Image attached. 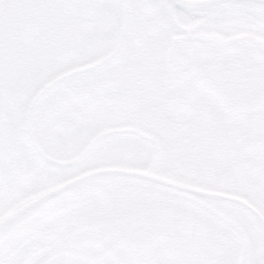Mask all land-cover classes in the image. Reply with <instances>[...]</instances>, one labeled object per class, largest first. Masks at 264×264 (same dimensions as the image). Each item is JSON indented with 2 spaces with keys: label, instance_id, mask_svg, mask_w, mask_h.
Wrapping results in <instances>:
<instances>
[{
  "label": "flooded vegetation",
  "instance_id": "af4514ba",
  "mask_svg": "<svg viewBox=\"0 0 264 264\" xmlns=\"http://www.w3.org/2000/svg\"><path fill=\"white\" fill-rule=\"evenodd\" d=\"M53 1L57 2L53 19L59 28L66 31V22L73 19L74 29L70 31L76 36L73 43L76 51L86 54V58H100L89 76V81L96 84L97 101L92 100L98 118L137 120L141 127L155 133V148L151 152L141 145L134 149L133 155L109 154L79 172L73 170L42 181L40 188L33 184V193L22 200V191L28 187L26 181L34 167L19 160L15 164L18 171H12L1 161L0 211L11 207L6 216L67 181L104 168L147 171L200 188L204 193L185 192L129 175H96L76 183L5 228L0 245L4 249L11 243V247L3 254L0 252V258L8 259L17 251L22 253L25 262L44 247H48V254L42 261L63 250L95 258L66 243L77 240L80 245L84 238L107 235V264H141L143 258L144 264H185L169 259L162 244L165 248L177 245L183 258L186 254L202 255L205 258L199 264L223 263L219 257H211L205 245L201 251L187 245L191 236L177 238L174 231L150 235L147 228H159L162 213H153V220H148L141 210L142 203L130 217L80 226L84 215H78L80 203L73 204L75 200L80 202V196L87 194L112 196L127 188L140 196L151 197L165 189L185 197L192 207H199L217 225L220 234L201 222L214 232L213 244L217 249L226 254L225 247H220L215 239L230 247L231 244L242 247L237 264L247 261L250 250L264 251V222L254 212L264 217V101L260 98L257 101L255 92L251 94L240 86L227 87L222 92L217 83L218 74H233L238 80L254 72L264 80V5L233 1L203 10H186L171 0ZM35 2L38 0H18L16 36L22 48L28 47L29 42L34 44L44 31L51 30V24L42 19L46 8L40 1ZM156 2L159 5L155 6ZM168 15L170 21L166 23ZM65 39H62L64 45L69 43ZM1 46L0 43V50ZM1 69L10 79L4 80L7 103H0V113L24 114L27 90L17 91L16 74L11 77L4 66ZM17 70L21 72V68ZM141 88L143 98L156 96L158 102L153 106L140 103ZM62 93H57L49 106L59 107ZM181 93L186 99L184 105L192 103L185 122L171 118V105ZM2 169L6 178L2 176ZM40 172L43 169L37 170ZM70 199L72 208L66 206ZM92 203L87 205L89 209ZM55 217L60 225L54 222ZM116 222L125 226L140 224L143 228L137 235H116L113 230L110 233L91 231ZM33 242L35 245L29 246L30 251L26 252V246ZM252 262L264 264V258L254 257Z\"/></svg>",
  "mask_w": 264,
  "mask_h": 264
},
{
  "label": "rangeland",
  "instance_id": "374dc122",
  "mask_svg": "<svg viewBox=\"0 0 264 264\" xmlns=\"http://www.w3.org/2000/svg\"><path fill=\"white\" fill-rule=\"evenodd\" d=\"M39 1L47 10L42 19L51 24V30L44 31L34 44L29 42L28 47L22 48L19 37L16 36L17 19H19L18 0H0V16H2L0 18V38L2 40L0 42L2 44L0 96L3 97L0 103H7L4 98V80L10 79L6 72L2 71L3 66L9 71L11 77L16 74L17 91L25 88L28 96L24 114L0 113V162H4L12 171H18L15 164L19 160L26 161L34 167L30 169L32 173L26 181L28 187L22 191L23 196L20 200L33 193L31 188L33 184H37L40 188L39 184L43 183L42 181L52 179L53 176L60 177L61 173L65 174L73 170L79 172L91 165L94 160L104 159L109 154H119L120 157L125 154L133 155L134 149L141 145L153 152L156 139L155 133L148 128L141 127L137 120L98 118L94 102L97 101L96 84L89 81V76L94 73L92 66H95L100 58H86V54L82 55L76 51L73 46L76 36L70 31L74 29L73 19L66 22V31L59 28L53 19V16L57 14L53 13L57 11V2ZM143 2L146 3L147 0ZM154 5H159V2ZM166 13L169 14L168 11ZM169 21L170 15L167 16L166 23ZM64 37L69 42L65 45L62 40ZM9 51L12 52L11 55ZM18 68H21V72L17 70ZM60 92L63 93L60 95L59 107L49 106ZM107 149L108 152H106ZM39 169H43L44 172L37 173ZM159 193L151 197L140 196L135 194L134 190L127 188L112 196L82 195L80 202L78 199L73 204L80 203L79 211L77 209L76 211L78 215H84L81 219V227L113 221L117 217H130L135 207L142 205L141 210L145 211L144 215L148 220H153L151 215L157 212L172 216L180 215L206 223L220 234L217 225L203 213V210L199 207H192L185 197L165 189H160ZM107 199H110L109 202ZM71 201L70 199L66 206L70 205L72 208ZM91 202L93 203L89 209L87 205ZM10 208L3 207L0 216L3 217ZM54 222L60 225L56 217ZM108 242L107 235H96L82 239L80 245L77 240L67 242L66 245L80 252L92 254L100 263L107 264L105 248ZM215 242L220 247H225L228 257L226 264L238 263L241 246L231 244L230 247L225 243H219L217 239ZM34 245V242L29 243L24 250L28 252L30 249L27 248L29 246L32 248ZM162 245L163 249H166L167 257L175 261L199 264L205 258L200 254L194 256L186 254L183 258L181 256L183 253L177 245L170 244L166 248L164 244ZM10 247L11 243H8L1 254ZM254 251L257 255H254ZM254 251H248V259L244 264H253L252 258L254 257L264 258V251L258 248ZM8 259H23V255L15 251ZM140 263H145L144 258Z\"/></svg>",
  "mask_w": 264,
  "mask_h": 264
},
{
  "label": "water",
  "instance_id": "95a60500",
  "mask_svg": "<svg viewBox=\"0 0 264 264\" xmlns=\"http://www.w3.org/2000/svg\"><path fill=\"white\" fill-rule=\"evenodd\" d=\"M174 5L189 9V10H198V9H205L212 6H216L222 3L226 2H233V1H251V2H257L264 5V0H171ZM218 86H220L221 91L223 92L224 89L227 87H234V86H240L242 89H244L246 92H249L251 94H256L257 101H261L260 99H263L264 101V80L261 78V75L258 73H250L249 75H246L244 77L238 78L236 80L233 76V74H222L221 76L218 74ZM143 91V88H141L139 92V102L143 104L144 106H153L158 102V99L156 96H152L151 98H143V94L141 93ZM185 96L184 93H181V95L173 101L171 105V118L174 121L177 122H185L189 119V114L191 113L192 109V103L190 105L186 104L185 102ZM255 102V101H254ZM251 108V107H248ZM100 174H123V175H129V176H136L145 178L151 181L159 182L161 184H165L180 190H183L185 192H192L195 194L202 195L204 191L200 188L188 186L186 184L180 183L178 181H174L168 178H165L163 176H159L157 174H153L151 172L147 171H141V170H135V169H126V168H104L97 171H91L87 174H84L82 176H79L75 179H72L70 181H67L66 183L62 184L61 186L52 189L34 199L31 201L23 204L19 208L13 210L8 215H6L4 218L0 220V229L7 228L10 224H12L15 220L22 217L24 214L30 212L37 206L49 201L53 197L57 196L58 194L64 192L68 188L72 187L78 182H82L85 179L91 178L96 175ZM222 197H228L232 199H237L236 197H230L226 195H220ZM201 203V201H200ZM256 215L264 222V217L256 210H254ZM15 229L12 230L14 232ZM48 254V247L43 248L35 253H33L25 262L24 264H34L35 261L42 260L43 257H45ZM5 258V257H4ZM72 262H75V264H98L93 258L90 256H86L83 254H77L72 251H61L58 252L48 258H46L43 261V264H72Z\"/></svg>",
  "mask_w": 264,
  "mask_h": 264
},
{
  "label": "trees",
  "instance_id": "16d2710c",
  "mask_svg": "<svg viewBox=\"0 0 264 264\" xmlns=\"http://www.w3.org/2000/svg\"><path fill=\"white\" fill-rule=\"evenodd\" d=\"M4 175V176H3ZM6 172L2 169V176L6 178ZM134 220L139 221L138 218ZM161 226L159 228L154 229L152 227H148L147 231L150 235H155L164 232L165 234L168 231H174L177 238L180 237H189L187 245H191L192 248L198 249L201 251L202 246H206L208 253L211 257H219L222 260V264L227 261V255L224 254L220 249H217L213 244L214 232L206 227L203 223L190 220L187 217H182L180 215H166L162 213L161 215ZM142 226L140 224H131V226H125L121 222H116L114 225L107 226H98L92 229V232L97 233H107L113 230L116 235H137L141 230ZM146 229V228H145ZM127 231L128 233H124ZM148 234V233H147Z\"/></svg>",
  "mask_w": 264,
  "mask_h": 264
},
{
  "label": "snow or ice",
  "instance_id": "6c2138e0",
  "mask_svg": "<svg viewBox=\"0 0 264 264\" xmlns=\"http://www.w3.org/2000/svg\"><path fill=\"white\" fill-rule=\"evenodd\" d=\"M4 230L0 229V235H3ZM3 251V246L0 245V252ZM0 264H24L22 259H14L10 260L7 258H0ZM34 264H43L42 260L35 261ZM72 264H75V262H72Z\"/></svg>",
  "mask_w": 264,
  "mask_h": 264
}]
</instances>
